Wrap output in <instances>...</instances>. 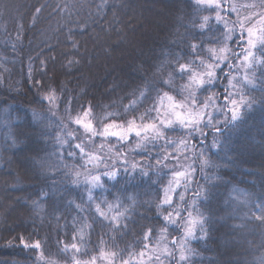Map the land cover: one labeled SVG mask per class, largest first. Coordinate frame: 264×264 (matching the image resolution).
Masks as SVG:
<instances>
[{
	"label": "trees",
	"instance_id": "16d2710c",
	"mask_svg": "<svg viewBox=\"0 0 264 264\" xmlns=\"http://www.w3.org/2000/svg\"><path fill=\"white\" fill-rule=\"evenodd\" d=\"M257 2L246 0V4ZM192 4L193 0H0V236L3 237L0 238V264H33L39 254H43L40 264H76V261L91 264L89 260L93 255L125 250L122 259L109 255L113 258V264H117L129 254L140 253L144 248L143 237L148 232L147 226L155 222L153 217L157 215L158 203L154 192L143 194L150 191L147 185L142 188L128 186L129 194L134 191L141 194L136 201L135 215L130 216L136 220V224L130 225L128 234L123 235L114 233L107 226L116 215L114 208L107 212V205L101 207L109 218L105 220L96 210L99 201L94 200L89 207L87 192L83 187L75 189L72 184L77 172L92 170L91 164L87 165V169L81 167L90 157L107 158L106 163H112L119 153L128 155L129 163L135 160L147 164V157L138 154L139 150L136 149L138 138L132 135V143L127 144L99 135V132L92 136L91 132L86 133L74 121L85 111L96 123L106 120L104 117L121 115L126 106L140 98L141 92L148 93V83L153 82L154 73L161 82L156 85L159 92H167L176 100H182L187 76L181 79L172 75V69L167 66L168 43L174 33H184L185 27L182 25L190 27L189 20L195 14ZM222 6L228 8L229 0H223ZM37 9L41 11L37 12ZM257 11L259 9L246 12L244 18ZM196 15L202 17L207 12ZM225 20H228V24L227 27L221 26V32L234 26L239 37L240 23L233 25L232 21L236 19L227 15ZM253 24L258 25L259 19ZM143 27L153 28L154 31L144 35ZM221 32L215 35L220 37ZM198 39L204 41L206 55L211 54L208 50L215 52L224 46L235 47L230 41L219 45L214 43L213 35L207 32ZM73 43L76 49H73ZM172 50L175 51V48ZM70 59L78 61L74 68L68 67ZM141 65L147 71L137 72ZM224 72H228L227 66ZM30 75L45 87L37 91V87H32ZM57 85H62L64 89L57 92L62 103H38L48 87ZM137 88L140 91L133 97L131 93ZM210 94L201 93V99ZM250 94L260 95L255 90ZM155 96L153 92L152 98L142 104ZM183 135H186V131L178 128L176 132L168 133V138L175 140V144L168 145L166 140L158 142L161 156L170 157L168 167L181 171L183 152L176 149ZM57 137L64 143L65 149L69 142L73 147L83 143L88 155L82 160L80 150L75 149V157H69L67 150L59 147ZM232 138L243 146V162L222 171L231 183L222 184L214 190V206L217 202L224 206L225 201L231 199L228 212L235 210V215L240 217L249 213L264 198V112L257 108L250 113L246 123L234 130ZM208 143H211V137ZM37 154L46 166L48 179L33 168ZM178 160L180 164H177ZM152 163H156L155 159ZM103 168L104 165H100L101 171ZM93 174L96 172L93 171ZM161 175L160 196L172 174ZM200 182L204 183L203 180ZM53 184L58 186L59 191L51 187ZM42 190L53 193V200L60 206V212L53 214L52 209L44 203L40 205L42 211L31 207V202L37 199ZM181 191L182 187L176 192ZM81 196L84 197V211L77 214L75 210L63 207L68 200L80 203ZM104 199L111 202L107 194L100 196V200ZM177 199L175 197L174 201ZM246 199L247 204L244 203ZM149 200L153 201L151 205L145 203ZM90 214L97 220H103L105 227L96 224L94 231L90 230ZM33 217L38 235H33L32 241L45 239L47 247L32 253V260H27L18 241L15 242L16 247L4 245L11 236L20 235L24 227L32 231ZM227 223L238 224L240 220L229 219ZM247 223L242 236L227 247L222 239L215 243L209 241L208 248L212 250H204L203 242L193 241L191 246L202 251L204 257L219 260L220 264L236 260L242 264H259L260 259L264 258V224L256 220L255 215ZM81 225L86 233L85 249L75 253L74 249L69 248L63 252L65 244L76 243L74 237L77 238ZM141 225L144 227L141 228ZM9 227H15V231H6ZM224 231L220 229L214 235L220 236ZM158 234L159 227L153 239ZM226 239L233 240V237ZM113 241L116 247H113ZM204 264H207V260Z\"/></svg>",
	"mask_w": 264,
	"mask_h": 264
},
{
	"label": "snow or ice",
	"instance_id": "6c2138e0",
	"mask_svg": "<svg viewBox=\"0 0 264 264\" xmlns=\"http://www.w3.org/2000/svg\"><path fill=\"white\" fill-rule=\"evenodd\" d=\"M222 4L223 0H193L192 7L195 9V14L189 20L190 27L182 25L185 27L184 33H174L173 39L168 43L167 66L172 69V75L179 76L181 79L185 76L188 77V84L184 89L188 95L184 100L176 103L174 97L168 95L167 92L164 93L163 97H160L156 85L161 82L154 73L153 82L148 83V93L141 92L140 98L126 106L125 113L120 115V119H124L127 114L132 115L133 119L126 121L127 126H120L119 130H116L117 125L113 122L106 124L103 132L99 133L104 137L116 138L118 142L127 144L132 143L130 137L134 134L138 138L136 144V149L139 150L138 154H143L149 162L145 164L133 160L129 163L128 155L119 153L112 163H106L107 158L90 157L81 167L87 169V165L91 164L92 170H87L85 173L77 172L75 178L72 179L75 189L83 187L87 192L89 207L94 200L99 201L96 203V210L105 220L109 218L105 212L101 211V207L107 205L109 210L114 208L116 215L109 220L107 226L114 233H123V235L128 234L130 225L136 224V220L131 219L130 216L135 215L136 201L141 194L135 191L129 194L128 186L133 185L135 188H142L147 185L150 191L143 194L149 195L154 192L158 203H156L157 215L153 217L155 222L147 226L148 232L143 237L146 241L144 243L145 249L148 248L149 243L153 242L158 227L161 240L156 241L157 245L165 238V233L171 235L170 227L180 233L172 238L170 245L161 250L160 256L155 257L159 264H163V260H167L169 264H204L205 260H207V264H220L217 259L204 257L202 251L192 247L191 243L193 241L203 242L204 250H212L208 248L209 241L215 243L216 240L222 239L224 246L227 247L228 244L234 243L242 236V230L248 226L247 222L252 215H255V219L264 224V198L255 204L254 209L250 210L249 213L240 217L235 215V210L231 213L228 212L232 203L231 199L225 201L224 206H220L218 202L214 206V190L222 184L231 183L225 178L222 171L235 168L243 162L241 157L244 149L243 146L233 140L234 130L246 123L249 114L257 108L264 112V0H258L257 3L245 4L240 7L225 8ZM241 8L247 13H252L255 9H259V11L245 16L243 22L240 20L232 21L233 25L237 23L241 25L239 37L236 36L234 26L221 32V26L227 27L228 24L225 15L231 16L233 12H236L239 16ZM36 11L40 12L41 9ZM200 12H209V15L199 17L196 14ZM213 12L215 13V24L211 15ZM257 19H259V27L253 24ZM206 32L213 35L214 43L219 45L225 41H230L235 44V47L225 46L221 48L220 52L223 55L217 54L213 50H208L211 54L206 55L204 41L198 39L203 37ZM217 32H221L220 37L215 35ZM72 47L76 49L77 46L73 43ZM173 47L175 51L172 50ZM173 62L175 63L173 64ZM77 63L78 61L70 59L68 67L74 68ZM225 66L228 67L227 73L224 72ZM141 70L147 71V69H143V65L136 69L137 72ZM241 70H243L241 77L237 78L232 75L233 72L240 73ZM29 79L32 81V87H37V91L45 87L41 81L34 80L31 75ZM169 79L171 80V77ZM63 90L62 85L48 87L45 95L38 103L43 104L44 101L50 105L62 103L63 101L57 96V92ZM253 90L258 91L260 95H251L250 92ZM137 91H140L139 88L134 89L131 95L135 97ZM153 92L157 97H160L161 105L157 107L156 101L153 100L152 107L144 109L139 117L141 123L137 124L136 113L139 111V106L152 98ZM201 93L211 94L202 100ZM164 98L168 101L167 105L163 104ZM161 108H164L163 115H161ZM153 112L156 113V116L152 115ZM88 115L89 112L85 111L84 116L87 117ZM146 120L150 122H144ZM74 122L78 126H82L86 133L91 132L92 136L98 134L93 130V124L90 120L85 122L78 117ZM178 128L186 131V135H183L176 149V151L182 150L183 152L184 163L180 165L183 168L182 171L176 167L169 168L170 157L161 156L158 150V142L161 140H166L168 145L176 143L175 140L168 138V133H174ZM209 137H211V143H208ZM75 139H79V137H75ZM57 141L62 150H67L69 157H75V149L80 150V159L82 160L88 155L83 143H78L73 147L69 142L67 149H65V145L59 137H57ZM15 142L14 140L13 143ZM154 150L156 151L154 152ZM153 159L156 161L155 164L152 163ZM177 164H180L179 160ZM100 165H104L102 171ZM33 168L38 169L40 174L48 179L45 174L46 166L38 154L33 160ZM93 171L96 174H93ZM169 172L173 178L164 187V195L161 198V174L166 175ZM154 176L156 177L155 180L153 179ZM200 180H203L204 183L202 184ZM51 187L59 191L56 184ZM181 187L183 191L178 193L180 202L177 203L169 193L176 192ZM104 194L111 197V202L108 199L100 200V196ZM79 199L80 203L68 200L63 207L68 210H75L79 214L84 211V197L81 196ZM129 201H131L130 204ZM42 203L47 204L52 209L53 214L61 211L60 206L53 200V193L51 192L42 190L37 199L31 202V207L34 210L42 211L40 208ZM145 203L151 205L153 201L149 200ZM244 203L247 204L248 199ZM218 212L224 214L218 215ZM257 212L258 215H256ZM142 218L146 219V217ZM89 219L91 220V224L88 225L90 230L94 231L93 226L96 224L105 227L103 220H97L91 214ZM229 219H239L240 223L230 225L227 223ZM32 223L34 226L32 231H28L24 227L20 235L11 236L4 245L5 247H16L15 242L18 241V246L21 252L26 255L27 260H32V253L47 247L45 239L32 241V236L38 235L35 217H33ZM113 223H115L114 227L112 226ZM142 227L144 226L141 225ZM220 229H225V231L220 236H215L214 233L219 232ZM5 230L12 233L15 231V227H9ZM79 231L78 243L65 244L62 249L63 252H67L69 248L75 249L77 252L81 251L78 244H86L82 225ZM227 237H233V240H228ZM0 238L3 237L0 236ZM74 239L76 238L74 237ZM112 243L113 247H116L115 241ZM138 243L139 241H137ZM123 251L125 250L109 255L119 256L122 259ZM101 255L104 256L105 253H101ZM41 260H43V254L37 255L33 264H40ZM76 264H80V262L76 261ZM91 264H95V258ZM123 264H130V261L124 260ZM225 264H242V262L239 260L225 261ZM259 264H264V258L260 259Z\"/></svg>",
	"mask_w": 264,
	"mask_h": 264
},
{
	"label": "rangeland",
	"instance_id": "374dc122",
	"mask_svg": "<svg viewBox=\"0 0 264 264\" xmlns=\"http://www.w3.org/2000/svg\"><path fill=\"white\" fill-rule=\"evenodd\" d=\"M246 4V0H229V7L230 6H237V7H240V6H242V5H245ZM243 10V8H241V12H240V14L242 15V16H237V13L236 12H233L232 14H231V17H233V18H235L236 20H240L241 22L244 20V15H245V13L246 12H244V11H242ZM207 15H209V12H207ZM211 15H212V17H213V20H215V13L213 12V13H211ZM228 21V20H227ZM160 22V21H159ZM162 23V22H161ZM160 25V24H159ZM256 27H259V24L258 25H256V24H254ZM249 26H252V25H249ZM144 29H142V32L144 33V35H146V34H148V33H151V32H153L154 31V29L153 28H147V27H143ZM156 28V27H155ZM246 31V30H245ZM225 47V46H224ZM215 53H217V54H220V55H223V53H221L220 52V49H218L217 51H215ZM206 63H208V61H206ZM243 75V71H242V73L240 72V73H236L235 75L233 74V76L234 77H237V76H242ZM188 84V77H187V81L184 83V89H185V86ZM164 91H162V92H160V97H163V95H164ZM168 95H170V94H168ZM188 95V92L187 91H184V98L186 97ZM172 96V95H171ZM160 97H157V96H155L154 98H153V100H155L156 101V106L157 107H160V105H161V99H160ZM174 97V96H173ZM184 98L182 99V100H184ZM153 100H151V101H149V102H147V103H145V104H142V105H140L139 106V111L136 113V117H137V119H136V123L137 124H140L141 123V121H140V119H139V117H140V114L141 113H143L144 112V109L145 108H151L152 107V104H153ZM182 100H180V101H178V100H176V98L174 97V102H176V103H180ZM167 103H168V101H167V99L166 98H164V100H163V104L164 105H167ZM124 113H125V111H124ZM164 114V108H161V115H163ZM152 115L153 116H156V113L155 112H153L152 113ZM120 117V115H115V118H109V117H104L103 119H106V120H104V121H101V122H99V123H96L95 121H94V119H92L90 116H87V117H85L84 115H82V116H80L79 118H81L82 120H84L85 122H87V121H91V123L93 124V129L94 130H96V132H99V133H102L103 132V129H104V127H105V125L106 124H109V123H113V122H115V124L117 125V129L116 130H119V127L120 126H123V127H126L127 125H126V121L127 120H131V119H133V117H132V115L131 114H127V115H125L124 116V119H120L119 118ZM144 122H150V121H144ZM157 123H158V121H156ZM134 135V134H133ZM182 151V150H181ZM173 177H172V175L167 179V181H166V183L164 184V186H163V189H164V187H166L167 185H168V182H169V180L170 179H172ZM174 187H175V185H173ZM174 192H172V193H169V195H171L172 196V198H173V200H174V198L175 197H177L178 199L176 200V202L177 203H179L180 202V200H179V195H178V193L179 192H176V193H174ZM163 195H164V192H163V190H162V193H161V198L163 197ZM102 211H104V210H102ZM105 211H107V212H111V210H109L108 208L105 210ZM186 215V214H185ZM80 228L78 229V233H77V238H76V240H75V242L76 243H78V239H79V234H80ZM169 231L171 232V235L169 236V235H167V236H165V234H164V239L161 241V243L159 244V245H157L156 244V241L157 240H161V237H160V235L158 234V236L155 238V239H153V242L152 243H149L148 244V248L147 249H145V247L141 250V252L140 253H134V254H129L124 260H129L130 261V264H159V262H157L156 260H155V257H157V256H160V252H161V250H163L167 245H170V243H171V240H172V238L173 237H176V236H178V234H176L177 232L175 231H173V230H171V228H169ZM179 233V232H178ZM83 235H84V239H85V237H86V233H84V230H83ZM144 243H146V241H144ZM78 247H80L81 248V251L83 250V249H85V245H79L78 244ZM177 247H179V245H177ZM80 251V252H81ZM74 252L75 253H78L75 249H74ZM143 254V255H142ZM76 257H77V259H78V255L76 254L75 255ZM75 257V258H76ZM93 258H95V264H113V258L111 257V256H109V254L108 253H105V255L104 256H102L101 255V253L100 254H98V255H93L91 258H90V260L91 261H93ZM81 259V257H79V260ZM161 259L163 260V258L161 257ZM89 260V262L91 263V261ZM124 260H122L120 263H117V264H123V261ZM80 262V261H79ZM163 264H169V262L167 261V260H163Z\"/></svg>",
	"mask_w": 264,
	"mask_h": 264
}]
</instances>
